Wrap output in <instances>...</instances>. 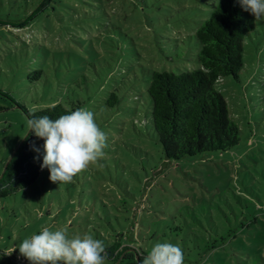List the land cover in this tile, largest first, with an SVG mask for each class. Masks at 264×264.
<instances>
[{
    "label": "rangeland",
    "instance_id": "rangeland-1",
    "mask_svg": "<svg viewBox=\"0 0 264 264\" xmlns=\"http://www.w3.org/2000/svg\"><path fill=\"white\" fill-rule=\"evenodd\" d=\"M73 1L67 0L64 10L57 5V16L48 9L14 32L0 25V176L30 133L27 111L58 99L81 100L106 133V147L71 182L53 183L44 168L28 188L0 196V264H31L17 246L44 227L64 229L69 238L90 234L105 247L115 240L134 244L147 256L155 244L175 237L176 226L208 224L229 206L239 207L246 189L264 172V18L246 47L241 80L231 76L217 84L241 127L240 143L202 158L175 160L166 156L148 120L150 71L178 73L200 66L194 34L215 0H92L88 18L69 7ZM39 2L0 0V18L24 20ZM87 20L105 22L107 38L122 30L132 31L134 40L126 39L124 52L111 57L94 37L103 65L90 66L91 53L81 47L90 57L84 64L65 39L81 32ZM89 44L92 51L91 43L84 45ZM107 60L119 67L115 76L110 77ZM39 70L42 78L32 80ZM49 79H62L63 85L56 88ZM113 90L122 100L110 108L102 97ZM43 144L34 136L40 152L34 150L33 158L40 167ZM104 264L133 262L105 258Z\"/></svg>",
    "mask_w": 264,
    "mask_h": 264
},
{
    "label": "trees",
    "instance_id": "trees-1",
    "mask_svg": "<svg viewBox=\"0 0 264 264\" xmlns=\"http://www.w3.org/2000/svg\"><path fill=\"white\" fill-rule=\"evenodd\" d=\"M66 1L40 0L26 19L14 22L0 18V25L9 31H13V27L23 28L29 26L39 13L48 9L57 16V5L64 10ZM90 1L92 0H74L69 7L81 17L88 18V14L93 12L89 9L92 5ZM258 22L250 12L242 9L237 0H215L210 16L194 34L198 46L196 60L200 66L178 73L168 70L150 71L148 120L155 139L162 145L167 157L175 160L202 158L212 152L226 151L240 143L241 127L232 115L229 101L217 84L225 77L232 76L241 80V71L246 64V47L257 31ZM97 23L98 25L87 20L81 26V32L69 34L65 39L75 47L72 48L73 56L83 60L84 64L90 58L87 50L91 53L90 66H97L98 63L103 65V52L95 49L94 37L97 44L102 45L111 57L124 52L122 42L127 43L126 39L134 40L132 31L124 33L122 30L116 33V38H107L103 33L104 25L107 24ZM146 31L144 30V34ZM85 33L92 37L91 41L84 38ZM118 36L121 40L117 39ZM78 38L83 41H78ZM85 43H91L93 50H89L90 44L86 46ZM81 47H86L87 50H82L83 53ZM105 62L109 65L110 77L115 76L119 67L110 60ZM43 73L44 70L37 71V78L32 80H40ZM49 80L56 88L63 85L62 79ZM102 99L110 108L118 106L122 100L117 90L110 91ZM82 103L72 97L68 101L58 99L48 107L27 113L29 118L48 115L56 119L82 108ZM33 157L34 135L30 131L13 154L0 179L1 197L11 196L37 181L42 170ZM252 183L246 189L245 196L240 199L239 207L229 206L216 218L211 216L208 224L195 221L173 229L175 237L168 243L182 249L184 264H264V172ZM105 252V258L130 259L133 264H139V261L141 264L147 254L137 245L123 244L118 240L107 245Z\"/></svg>",
    "mask_w": 264,
    "mask_h": 264
},
{
    "label": "clouds",
    "instance_id": "clouds-1",
    "mask_svg": "<svg viewBox=\"0 0 264 264\" xmlns=\"http://www.w3.org/2000/svg\"><path fill=\"white\" fill-rule=\"evenodd\" d=\"M237 2L255 20L264 18V0ZM27 127L35 137L44 140L41 169L50 171L53 183L71 182L104 154L106 133L95 122L93 112L86 109H76L56 119L48 115L33 117L27 120ZM34 150L40 152L39 148ZM17 247L31 264H104L106 257L103 241L92 235L69 238L66 230L52 231L48 227ZM17 247L5 255H11ZM141 264H184V254L178 245L157 243Z\"/></svg>",
    "mask_w": 264,
    "mask_h": 264
},
{
    "label": "water",
    "instance_id": "water-1",
    "mask_svg": "<svg viewBox=\"0 0 264 264\" xmlns=\"http://www.w3.org/2000/svg\"><path fill=\"white\" fill-rule=\"evenodd\" d=\"M9 163H10V160H9L8 163L6 164L4 171H3V173H2L1 176H0V179L4 176V172L6 171V169H7L8 165H9ZM137 258H138V261H139V256H138V255H137ZM139 264H140V261H139Z\"/></svg>",
    "mask_w": 264,
    "mask_h": 264
}]
</instances>
